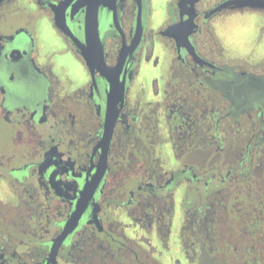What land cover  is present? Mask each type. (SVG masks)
I'll return each mask as SVG.
<instances>
[{"label":"flooded vegetation","instance_id":"obj_1","mask_svg":"<svg viewBox=\"0 0 264 264\" xmlns=\"http://www.w3.org/2000/svg\"><path fill=\"white\" fill-rule=\"evenodd\" d=\"M77 1L0 0V264H264V68L216 32L249 10L187 42L116 0L93 48Z\"/></svg>","mask_w":264,"mask_h":264},{"label":"rangeland","instance_id":"obj_2","mask_svg":"<svg viewBox=\"0 0 264 264\" xmlns=\"http://www.w3.org/2000/svg\"><path fill=\"white\" fill-rule=\"evenodd\" d=\"M174 6L175 0H154V22L162 18L164 10L172 9ZM222 16L220 22L216 23V32L228 56L251 63L259 62V64L262 63L260 69L264 68V13L247 11L242 15ZM15 23H19V20ZM54 35L52 31H45L43 38L49 40L55 47L59 44ZM64 57L66 58L65 54L55 56L63 61ZM78 70L76 69L77 78L81 79L82 73Z\"/></svg>","mask_w":264,"mask_h":264},{"label":"water","instance_id":"obj_3","mask_svg":"<svg viewBox=\"0 0 264 264\" xmlns=\"http://www.w3.org/2000/svg\"><path fill=\"white\" fill-rule=\"evenodd\" d=\"M198 1L199 0H180L179 1L178 6L181 9L182 14H183V11H185L184 13H187L190 16L187 21H182L181 23L177 25L171 26L168 29L169 32H178L179 30L186 31L185 39H187V42H188V36L193 30V28L196 26L193 20L195 16V4ZM115 2L116 0H78L75 6H73V11H75V9L77 10L80 8H85V7L87 8L85 27H86V42H87L88 47L99 48V43H100L99 8L103 6V7L111 9L113 5L115 4ZM227 7H232L233 9L249 10V11H264V0H228L226 3L218 7L213 12L220 10L221 8H227ZM56 23H57V26L62 31H64L65 33L73 37L71 30L69 29L66 23L65 16H63L60 19L57 13ZM74 40L77 41V39L75 38ZM88 50L89 49L86 47L85 50H83L84 51L83 54L87 58L88 63L90 64L91 58L87 52Z\"/></svg>","mask_w":264,"mask_h":264}]
</instances>
